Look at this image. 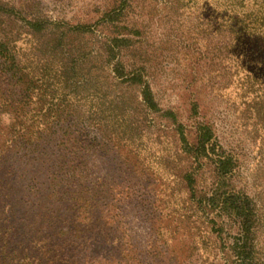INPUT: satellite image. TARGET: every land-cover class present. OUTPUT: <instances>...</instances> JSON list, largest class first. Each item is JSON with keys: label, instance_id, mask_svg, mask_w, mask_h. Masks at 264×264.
<instances>
[{"label": "rangeland", "instance_id": "374dc122", "mask_svg": "<svg viewBox=\"0 0 264 264\" xmlns=\"http://www.w3.org/2000/svg\"><path fill=\"white\" fill-rule=\"evenodd\" d=\"M3 1L22 14L75 24L91 23L124 0ZM212 1L126 0L118 26L129 40L125 57L142 64L159 107L172 108L189 140L197 120L210 124L221 148L235 159L228 188L250 199L253 257L264 264V62L235 71L226 35L217 31L212 15L204 17ZM259 2L244 0L241 11L255 13ZM1 17L0 33L21 30L18 19ZM260 28L264 33V25ZM97 31L111 28L106 24ZM74 38L85 46L91 42L87 35ZM134 94L125 90L132 105L128 116L142 119L133 143L117 151L93 144L87 156V188L100 195L90 210L93 232L80 241L72 230L70 237L58 235L54 242L68 252L55 253L54 264H226L235 218L196 203L180 178L191 173L194 194L208 193L212 166L179 153L171 122L137 106ZM193 101L196 115L190 110ZM67 227L70 221L57 223V231ZM26 252V264H44L48 256Z\"/></svg>", "mask_w": 264, "mask_h": 264}, {"label": "trees", "instance_id": "16d2710c", "mask_svg": "<svg viewBox=\"0 0 264 264\" xmlns=\"http://www.w3.org/2000/svg\"><path fill=\"white\" fill-rule=\"evenodd\" d=\"M125 1L91 23L67 24L22 14L0 0V16L22 22L20 31L0 33V264H26V250L48 253L44 264H54L55 253L65 251L54 242L58 235L70 237L72 230L80 241L93 232L90 210L100 195L87 188V156L93 144L115 150L138 136L142 119L128 116L129 89L136 93L137 106L171 122L179 153L212 166L214 185L208 193L194 194L191 173L180 178L196 203L235 218L226 264H260L253 257L250 199L228 188L235 159L221 148L210 124L197 120L189 140L172 108L159 107L142 64L125 57L129 40L118 26ZM210 4L204 17L212 15L217 31L226 35L235 71L263 63L264 0L255 13L241 11L244 0ZM106 24L111 31H97ZM84 35L91 38L88 46L72 42ZM190 110L197 114L196 101ZM6 118L12 123L6 124ZM62 221H70L71 228L57 231Z\"/></svg>", "mask_w": 264, "mask_h": 264}, {"label": "clouds", "instance_id": "9594fccd", "mask_svg": "<svg viewBox=\"0 0 264 264\" xmlns=\"http://www.w3.org/2000/svg\"><path fill=\"white\" fill-rule=\"evenodd\" d=\"M5 123L6 124H11L12 123V118H6Z\"/></svg>", "mask_w": 264, "mask_h": 264}]
</instances>
